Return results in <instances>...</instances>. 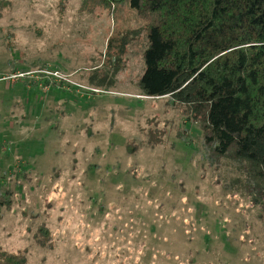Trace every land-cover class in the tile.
I'll return each instance as SVG.
<instances>
[{
	"label": "rangeland",
	"instance_id": "1",
	"mask_svg": "<svg viewBox=\"0 0 264 264\" xmlns=\"http://www.w3.org/2000/svg\"><path fill=\"white\" fill-rule=\"evenodd\" d=\"M80 5L0 7V247L27 264H264V199L239 165L168 97L139 95L142 23Z\"/></svg>",
	"mask_w": 264,
	"mask_h": 264
},
{
	"label": "trees",
	"instance_id": "2",
	"mask_svg": "<svg viewBox=\"0 0 264 264\" xmlns=\"http://www.w3.org/2000/svg\"><path fill=\"white\" fill-rule=\"evenodd\" d=\"M121 4L142 23L147 39L139 95L168 97L188 120L201 123L206 147L234 160L249 181L252 203H262L264 0H81L80 10L113 12ZM125 38L114 44L109 38L107 49L113 44L122 54ZM2 207L11 208L8 193L0 196ZM44 227L33 236L40 246L50 236ZM0 264H27L26 251L0 247Z\"/></svg>",
	"mask_w": 264,
	"mask_h": 264
},
{
	"label": "built area",
	"instance_id": "3",
	"mask_svg": "<svg viewBox=\"0 0 264 264\" xmlns=\"http://www.w3.org/2000/svg\"><path fill=\"white\" fill-rule=\"evenodd\" d=\"M47 74H49V75H55L56 73L55 72L48 71Z\"/></svg>",
	"mask_w": 264,
	"mask_h": 264
}]
</instances>
